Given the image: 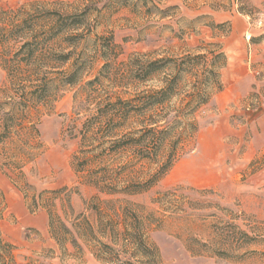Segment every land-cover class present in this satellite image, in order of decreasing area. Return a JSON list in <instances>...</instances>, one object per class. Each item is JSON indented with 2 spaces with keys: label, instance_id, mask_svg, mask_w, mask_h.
<instances>
[{
  "label": "rangeland",
  "instance_id": "obj_1",
  "mask_svg": "<svg viewBox=\"0 0 264 264\" xmlns=\"http://www.w3.org/2000/svg\"><path fill=\"white\" fill-rule=\"evenodd\" d=\"M87 1L0 0V6L17 10L32 2H64L73 10ZM239 14L246 30L242 38L231 39L233 17ZM90 22L94 33L83 46L86 63L78 85L33 96L0 65V229L16 248L15 262L120 264L97 243V238L105 243L113 238L115 250L122 251L119 259L148 264L146 250L112 237L108 225L113 221L123 231L134 224L136 213L146 246L158 249L157 264H264V0H113ZM96 36H113L118 46L116 64L104 71L105 59L95 54ZM210 43L223 46L227 66L220 69L222 89L213 90L209 104L189 116L200 126L196 139L183 143L171 169L151 189L113 193L129 186L135 190L166 158L164 153L159 163L141 159L132 144L113 148L120 134L139 129L133 113L126 129L109 127L110 120L119 122L118 100L131 101L140 91L163 86L158 76L132 83V66H126L131 57L179 58L200 47L206 52ZM194 82L193 72L181 75L169 109L184 104ZM23 94L31 100L26 106L20 104ZM168 192L181 196H165ZM171 211L178 213L171 216ZM217 218H233L240 230L259 235L247 246L258 253L243 259L207 254L204 245L223 246L220 240L207 242L216 238L211 227ZM58 221L78 233L76 243L71 236L57 242L55 235L63 237ZM193 247L204 255L192 254L188 248Z\"/></svg>",
  "mask_w": 264,
  "mask_h": 264
},
{
  "label": "trees",
  "instance_id": "obj_2",
  "mask_svg": "<svg viewBox=\"0 0 264 264\" xmlns=\"http://www.w3.org/2000/svg\"><path fill=\"white\" fill-rule=\"evenodd\" d=\"M112 1L109 0L100 8L99 5L103 0H88L84 7L73 10H68L67 8H71L72 5L64 2H32L17 10H5L0 6L1 67L9 73V77L15 83L22 84L23 89H31L33 96L39 93L40 96L46 97L50 88L65 89L78 85L82 81L80 75L86 63L83 46L94 33L90 22L91 15L101 13L109 7ZM95 42V54L101 59H105L102 70L116 64L117 54L114 53V50L118 46L113 44V36H96ZM206 47H209L206 52H201L203 48L200 47L198 52L188 51L179 58H153V55L147 54H134L131 57L130 65L126 66H132L130 73L133 74V81H135L132 83L136 85L145 83L158 76L163 77V86L157 90L140 91L131 101L118 100L120 104V109L117 108L119 122L114 124L110 120L109 127L112 123L118 131L126 129L130 115L133 113V119H135L133 124L138 125L139 129L122 132L121 138L114 140L113 148L132 144L138 149L137 156L141 159L159 163L160 157L164 153H166V158L146 182L134 185L135 190H131V186H129L113 193L135 195L151 189L159 178L171 169L178 152L183 150V145L196 139L200 126L197 121L189 119V116L201 106L209 104L213 90L220 91L222 89L220 69L227 66V58L222 45L210 43ZM107 49L111 51L109 58L106 54ZM209 57H211L210 60ZM171 68L175 70L173 76L167 74ZM192 72L195 82L192 91L185 93L184 104H181L176 110L169 109V102L178 95L181 75ZM95 81H99V79ZM26 96L24 94L21 96L23 102L20 104L24 106H26V101H31ZM8 117V114H4V119ZM4 127L3 136L6 135L8 125ZM165 150L167 152H164ZM165 196L180 197L181 195L168 192L165 193ZM176 207L180 209L179 211L184 212L179 206ZM169 213V215L175 216L178 212L171 211ZM50 216V227L53 229L54 219L52 215ZM209 217L214 218L215 216L210 215ZM132 218L134 224L128 225L129 228L127 227L123 231L117 230V223L109 220L111 236L119 235L123 244L132 243L138 249L146 250L150 257L148 264L159 263L160 257L157 254L156 245L146 246L141 218L136 213L132 215ZM156 222L160 225L164 222V218H160ZM58 223L60 230L63 231V237L58 238L55 235L57 242H64L67 240L65 237L71 236L73 243H76L75 235L78 233L71 230L64 221H58ZM71 228L78 231L74 223L71 224ZM211 228L214 229L216 238L207 242L220 240L223 243V246L217 248L204 245L206 253H210L212 257L243 259L258 253L247 246L257 242L259 235L251 236L240 230L233 218L227 220L217 218ZM59 231L56 230L55 233L60 235ZM96 233L102 234L100 230ZM112 240L113 238L110 239L111 242L105 243L102 238H97V243L101 247H105L106 253L112 255V258L118 260L120 264H134L129 260L119 259L122 251L115 250L116 248L111 244L114 243ZM189 240L197 243L201 241L196 237H191ZM240 242L244 243V246L239 245ZM14 250H16L15 246L3 238L0 229V264H17L14 260ZM188 250L197 256L204 255L201 250L194 247L188 248Z\"/></svg>",
  "mask_w": 264,
  "mask_h": 264
},
{
  "label": "crops",
  "instance_id": "obj_3",
  "mask_svg": "<svg viewBox=\"0 0 264 264\" xmlns=\"http://www.w3.org/2000/svg\"><path fill=\"white\" fill-rule=\"evenodd\" d=\"M246 21L245 19L243 18V16L241 14H239V16H235L233 17V26H234V29L232 31V34H231V39H239V38H242L243 35H244V32L246 30Z\"/></svg>",
  "mask_w": 264,
  "mask_h": 264
}]
</instances>
